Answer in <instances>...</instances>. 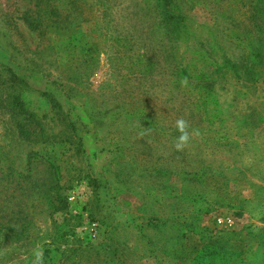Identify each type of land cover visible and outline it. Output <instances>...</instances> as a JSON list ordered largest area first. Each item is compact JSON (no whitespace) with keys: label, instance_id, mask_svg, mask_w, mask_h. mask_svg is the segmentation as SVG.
<instances>
[{"label":"rangeland","instance_id":"obj_1","mask_svg":"<svg viewBox=\"0 0 264 264\" xmlns=\"http://www.w3.org/2000/svg\"><path fill=\"white\" fill-rule=\"evenodd\" d=\"M0 264H264V0H0Z\"/></svg>","mask_w":264,"mask_h":264},{"label":"trees","instance_id":"obj_2","mask_svg":"<svg viewBox=\"0 0 264 264\" xmlns=\"http://www.w3.org/2000/svg\"><path fill=\"white\" fill-rule=\"evenodd\" d=\"M180 70H182V71L185 73V76H187V75L189 74V72L187 71L186 67L183 68V69H180ZM258 74H260V72H259ZM200 75H201V73H200ZM53 102H54V100H51V103H53ZM11 103H12V106H11L10 110H11V114H12V116H13V120H14V117H15V115H16L17 113H24V114L28 115V117L33 118L32 114L29 113V112L24 108L23 101L21 100V98H20V96H19L18 94L13 95V96L11 97ZM14 123H15V125L17 126V129H18V131H19V135H20V136H23L24 138L29 137V135H30V133H31V129H30V128L25 127V125L22 124V123H20L19 121H17L16 118H15ZM35 123H37V122H35ZM41 130H42V129H40V131H41ZM42 136H46V135L42 134ZM46 138H47V137H46ZM65 140L70 141V138L67 137V138H65ZM54 204L57 206V207H56L57 209H62V208L65 207L64 199H60V200H58V199L56 198V203H54ZM5 229H7V227H5ZM11 229H12L11 227H8V230H11Z\"/></svg>","mask_w":264,"mask_h":264},{"label":"clouds","instance_id":"obj_3","mask_svg":"<svg viewBox=\"0 0 264 264\" xmlns=\"http://www.w3.org/2000/svg\"><path fill=\"white\" fill-rule=\"evenodd\" d=\"M177 127L178 130L182 133L179 136V143L177 144V147H182L185 143H187L189 136L188 133L185 131V122L183 120L177 121Z\"/></svg>","mask_w":264,"mask_h":264}]
</instances>
